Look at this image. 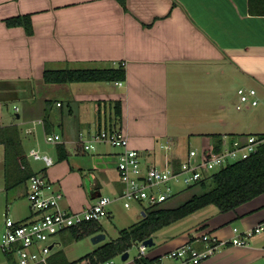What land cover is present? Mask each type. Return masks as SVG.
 Segmentation results:
<instances>
[{"label":"crops","instance_id":"obj_1","mask_svg":"<svg viewBox=\"0 0 264 264\" xmlns=\"http://www.w3.org/2000/svg\"><path fill=\"white\" fill-rule=\"evenodd\" d=\"M28 13L32 34L21 25L9 26L6 22ZM119 64L124 65L127 74L122 85L116 81L46 83L43 79L45 69ZM0 81L19 82L0 83V96L29 94L16 99L24 100L22 106L13 104L18 120L10 119L5 125L19 126L27 151L39 148L58 162L57 144L45 141L46 133H55L61 135L58 144L65 146L68 157L80 158L86 154L78 141L80 132L90 135L105 128H121L131 147L143 156L158 150L155 162L159 165L167 158L183 160L190 149L211 148L214 133L223 138L264 133L212 131V126H206L213 119L221 128L233 123L234 118L227 116L231 110L228 104L239 110L245 108L233 98L239 97L238 89L248 87V83L261 88L264 100V12H251L249 0H0ZM240 82L247 84L238 86ZM253 86L248 88L256 90L258 104L246 107L260 104L258 89ZM172 88L187 89L193 114L188 111L190 107L184 110L180 106L179 98L184 97L181 93L170 98ZM117 100L121 101V119L116 118ZM182 112L192 116L188 114L184 119ZM28 128L33 132H26ZM182 128L188 132L183 133ZM100 147L93 154L94 165L117 171L120 149L104 143ZM31 166L38 171L44 164ZM52 166L47 168V175L57 188L62 189L59 179L64 175H76L82 197L74 199L72 193L68 198L64 196L65 208L78 211L95 199L89 196L84 179L72 169L76 165L71 163L69 170L66 166L64 175L56 174ZM89 173L100 179L103 188L101 177L94 171ZM5 190L4 147L0 144V191ZM111 190V195L122 190L118 172ZM3 199L0 196V206L5 204ZM19 203L13 201L2 212L0 229L6 212L17 221L32 215L29 201L26 208ZM137 213L141 215L139 210ZM193 218L189 228L160 236L159 244L154 238L155 244L146 256H161V264H175L169 252L200 232L229 240L234 227L244 232L264 223V193L226 213L207 206ZM191 228L200 229L186 236ZM246 241L221 246L199 264H264V230ZM57 246L61 249V243Z\"/></svg>","mask_w":264,"mask_h":264},{"label":"built area","instance_id":"obj_2","mask_svg":"<svg viewBox=\"0 0 264 264\" xmlns=\"http://www.w3.org/2000/svg\"><path fill=\"white\" fill-rule=\"evenodd\" d=\"M116 84L122 85V82L116 81ZM238 96L242 107L258 104L254 88L241 87L238 89ZM15 110L18 111L19 108L15 106ZM26 132L31 133L33 129L28 128ZM61 140L60 134H45L48 144L58 145ZM78 141L85 151L96 150L102 143L120 149L117 154V170L122 190L113 195L102 194L78 211L65 208L62 205L64 193L47 175V168L55 164V159L39 148H30L27 151L28 158L41 161L44 167L34 170L35 173L28 180L27 198L32 215L26 220L17 221L5 213L4 225L0 231V251L14 258L11 264H49V257L59 244L63 231L80 227L87 222L102 223L103 219L110 216L112 205L120 201L127 209L138 205L139 212L143 215L147 207L169 200L175 193V183L182 182L185 187L190 186L230 163L249 157L264 143V135L245 134L235 138L225 136L221 151L216 152L213 146L202 150L193 148L188 150L183 160L167 158L160 167L143 164L141 153L131 147L129 137L121 128H105L90 135L80 132ZM176 161H180L179 164ZM263 230L264 223L244 232L234 227V235L229 240L203 231L173 248L168 256L176 261L175 264H199L221 246L228 243L245 244L246 238ZM145 252L146 247L141 242L140 253L145 255ZM112 263L106 260L100 264Z\"/></svg>","mask_w":264,"mask_h":264},{"label":"trees","instance_id":"obj_3","mask_svg":"<svg viewBox=\"0 0 264 264\" xmlns=\"http://www.w3.org/2000/svg\"><path fill=\"white\" fill-rule=\"evenodd\" d=\"M251 12H264V0H249ZM9 26L21 25L27 34L33 33L31 14L18 15L6 20ZM127 74L123 64L107 68H60L45 69L43 79L46 83L89 82V81H124ZM116 118H122L121 101L115 102ZM46 121V120H45ZM245 134H232L231 138ZM259 135H264L260 133ZM213 149L222 150L223 137L219 133L212 134ZM0 144L4 147V176L7 188L14 187L21 182H28L35 172L27 156L21 130L18 125L0 126ZM58 159L68 157L63 144L56 146ZM179 164L180 161H176ZM190 190L188 198L178 205L165 203L149 206L145 214L132 225L120 230L116 239L99 244L78 260L69 261L64 250H56L49 257V264H77L86 261L87 264H100L110 260L117 254L128 251L133 243L143 242L154 237V234L169 224L188 215L213 205L226 213L235 210L240 205L251 201L264 193V143L256 152L245 159L230 163L218 171L209 174L198 182L187 186ZM104 232L102 223L87 222L80 227H73L60 234L61 244H69L95 234ZM227 245H230L229 243ZM11 261L13 257L8 256ZM135 264H161V256L148 257L139 255Z\"/></svg>","mask_w":264,"mask_h":264},{"label":"rangeland","instance_id":"obj_4","mask_svg":"<svg viewBox=\"0 0 264 264\" xmlns=\"http://www.w3.org/2000/svg\"><path fill=\"white\" fill-rule=\"evenodd\" d=\"M41 81H43L42 78H41ZM246 84L245 83L241 84V82H240V84H238V86L239 85H246ZM247 85H249L248 87H250V85H254L253 87L258 89V94L260 97V104L256 107H245L242 110H239L237 108V106L234 104H228V105H230L231 110H230V113L228 112L227 116L231 117L232 119L234 118L233 123L230 126H228L227 128H225V127L221 128V127H219L220 124H218L219 121H217L216 119H213L211 124H206L207 127L212 126V128H210V129H212V131H227V132L235 131L232 129H237L238 131H245V132H262V131H264V108H263L264 107V100H263L262 95L260 93L261 88L257 84H253V83H248ZM178 93H181L184 96L182 98H179V100L181 101L180 106L184 110H185V108L187 109V106L190 107L188 109V111L194 110V106L189 102L190 97H189L187 89L181 88L180 91H178V90H176V88H172L171 93H170V95L172 94V96H170V98L173 99L174 97H176V95ZM38 97H39V92L37 93V98ZM237 99H239V97H237V98L234 97L233 98L234 102H236ZM23 101L24 100L0 101V126H5L10 119L16 120V121L18 120V118H16V115L13 114V112H14L13 104L14 103H17V104L20 103L22 106ZM191 113L193 114L192 111H191ZM191 113L190 112H186V113L182 112L181 116H185L184 119H186L188 114L190 116H192ZM215 117L217 118V116H215ZM237 122H240L239 125H236ZM176 124H177V122L175 121V125ZM236 126H237V128H234ZM186 131L187 130L183 129V133L188 132V131L187 132ZM100 145L101 144H99V146H98L99 150L101 149ZM107 145H109V144H107ZM113 147H115V146H113ZM110 148H112V147H110ZM115 148L119 149L118 147H115ZM99 150L86 151V154L84 155V157L78 158V157L74 156V157H67L64 160H59L58 162L55 161L57 163H55V165H53L51 168L53 169V171L56 174L64 175L63 173H64V169L66 168V166L68 169V166H71V163H73L74 166L76 165V168H72V169L76 170L74 172L79 174L80 178L84 179V182H85V177H86L87 173H89V170L94 171L97 175H99L101 177V179L103 181L104 186L102 188V192L104 194L111 195L113 193V191L111 190V183H113V181L117 178L118 170L116 171L115 168H104L103 169L100 167H96L94 165L95 163L93 161V154H94V152L96 153ZM159 155L160 154L158 153V150H156V152H153V154H148L147 156L142 155V157H141L142 162H143V164L144 163L145 164H152V165H157L160 167V165H162V164L159 165L157 162H155V160L157 159V157ZM30 161L33 165H36L37 167L42 163L41 161H35L33 159H31ZM75 161L77 164H75ZM78 166H80V167H78ZM85 172H86V175L83 174ZM83 175H84V178H83ZM4 178H5V176H4ZM59 180H60V185L62 188L61 190L64 193V196H66L68 198V195H70V193H72V196L74 199L82 197L81 192L77 190L76 175H74L72 172L69 175H66V176L64 175ZM53 181L55 183L56 182L58 183V180H53ZM27 187H28V183L26 181V182H21L18 185L11 187V188L6 187V190L3 191L4 193L0 191V196L3 195V198H4L3 200L5 201V204H3V205L1 204V206H0V221L4 219L2 212L3 211L5 212L7 210V206L8 205L11 206V203L13 201L20 202L18 204V206H20L21 208H24V207L26 208L27 203H28V201H27L28 200V198H27ZM173 187L175 189L174 195L169 200H167L165 202V204H168L171 206L178 205L181 202L185 201L188 198L189 192H190L189 191L190 189L188 187H185L184 183H182V182L181 183H175ZM211 206H213V205H211ZM138 210H139L138 205H134L131 209H127L123 206V203L121 201L116 203V204H113L111 207L112 216L102 220L104 232L106 233V239L104 241L98 243V244L116 239L118 237L121 229L128 227V226L132 225L133 223H135L136 221H138L140 219V217L142 216V215L138 216V213H137ZM182 219H180V220H178L172 224H169L167 226H164L163 228L158 230L154 234V238H155V241L157 242V244L160 243V236H165L166 234H169L172 232H181L183 229L189 228L191 226V220L194 219L193 214L188 215ZM199 229L200 228L188 229L186 232V236H188L190 233H196ZM1 230L2 229H0V231ZM98 244L95 245L91 241V237H89V238H85V239H82L79 241H74V242L69 243V244H61V249L65 251L66 257L68 258V260L74 261V260H78L83 254L89 252L90 251L89 248L91 246L95 245L97 247ZM140 244H141L140 242L133 243L132 247L128 250L129 257L127 260H123V258H122L123 254H117L114 257H112L110 259V261L113 262L112 264H134L135 258L138 257L139 255H141ZM58 247L59 246H56L55 250H57ZM152 247L146 248L145 255L149 254ZM0 264H11V259L8 256H6L5 254H3L2 251H0Z\"/></svg>","mask_w":264,"mask_h":264},{"label":"water","instance_id":"obj_5","mask_svg":"<svg viewBox=\"0 0 264 264\" xmlns=\"http://www.w3.org/2000/svg\"><path fill=\"white\" fill-rule=\"evenodd\" d=\"M0 83H19V82H11V81H0ZM26 83H30V81H26ZM29 94L25 93L22 94L21 96H13V95H1L0 100H16L19 98H27ZM118 160V159H117ZM85 185L87 188V191L89 193V196L91 198H96L102 195V183L100 179L97 176H93L92 173H88L85 177ZM106 239V233L105 232H100L98 234H95L91 237V241L94 244H98ZM142 244L147 248L150 246H153L155 244L154 237H150L142 242ZM53 247V246H51ZM129 257V252L126 251L123 253V260H127Z\"/></svg>","mask_w":264,"mask_h":264}]
</instances>
